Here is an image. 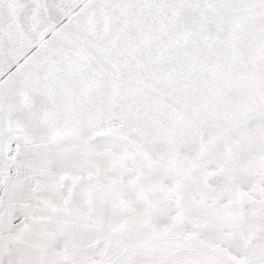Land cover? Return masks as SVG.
<instances>
[{
    "label": "snow or ice",
    "instance_id": "1",
    "mask_svg": "<svg viewBox=\"0 0 264 264\" xmlns=\"http://www.w3.org/2000/svg\"><path fill=\"white\" fill-rule=\"evenodd\" d=\"M0 264H264V0H0Z\"/></svg>",
    "mask_w": 264,
    "mask_h": 264
}]
</instances>
